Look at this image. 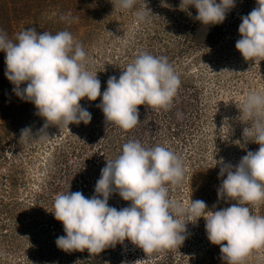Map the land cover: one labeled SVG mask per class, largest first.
Returning <instances> with one entry per match:
<instances>
[{"label": "rangeland", "instance_id": "374dc122", "mask_svg": "<svg viewBox=\"0 0 264 264\" xmlns=\"http://www.w3.org/2000/svg\"><path fill=\"white\" fill-rule=\"evenodd\" d=\"M115 2L0 0V30L13 42L27 28L69 31L86 52L87 70L97 73L101 93L109 77L118 79L141 52L167 57L181 81L172 108L138 106L140 123L132 130L106 121L99 107L102 96L85 97L80 104L91 113L90 123L70 124V130L49 126V138L40 141L35 138L45 120L33 103L14 93L5 76L6 54L0 51V264H225L220 246L207 238L204 218L187 224L180 248L149 256L127 239L99 254L65 252L55 243L66 235L52 213L56 196L68 191L95 195L106 161L122 154L129 140L146 148L163 146L182 158L184 179L180 186L169 185V197L185 206L190 199L203 200L213 211L237 203L218 198L227 175L220 176L223 164L234 169L248 151L260 147L243 138L251 121L239 119V108L250 91L264 93V60L246 61L235 47L241 17L258 6L257 0H235L223 23L208 26L196 19L194 6H181V0H139L123 11ZM140 8L148 9V23H136ZM69 13L70 23L61 19ZM25 128L35 140L21 139ZM108 203L119 210L131 202L114 192ZM247 206L264 216V203ZM245 264H264V248L254 250Z\"/></svg>", "mask_w": 264, "mask_h": 264}, {"label": "clouds", "instance_id": "9594fccd", "mask_svg": "<svg viewBox=\"0 0 264 264\" xmlns=\"http://www.w3.org/2000/svg\"><path fill=\"white\" fill-rule=\"evenodd\" d=\"M138 2L116 0L114 7L132 10ZM257 4L241 17L238 29L241 38L235 47L246 61L264 60V0H257ZM182 5L194 6L196 19L208 26L223 23L226 13L235 7V0H181ZM147 11H135L136 23L149 22ZM70 16L61 19L69 20ZM0 51L6 54L5 76L15 86L14 93L33 103L45 120L35 138L40 141L49 138V126L69 129L70 124L90 123L91 113L80 104L85 97L95 101L102 96L99 107L106 121L129 131L140 123L138 106L168 111L181 85L167 57L141 52L118 79L109 77L101 93L97 73L87 70L82 44L67 30L51 34L27 28L17 34L16 42L0 30ZM22 84H26L23 89ZM239 109V119L251 121L243 129V138L260 147L248 151L234 169L226 163L221 167L220 176L227 175L218 189V198L237 203L213 211L203 200L190 199L187 206L172 200L169 185L180 186L185 175L182 158L163 146L146 148L138 140H129L122 154L106 161L95 195L86 198L80 191H68L56 196L52 213L66 233L56 239L57 247L65 252L87 249L90 254H99L127 239L149 256L180 248L186 239L187 224L204 218L207 238L220 246L225 264H245L254 250L264 248V216L253 214L247 206L264 203V93L250 91ZM177 116L182 118L181 113ZM21 139L35 140L30 128L22 129ZM114 192L130 201V206L119 210L109 206Z\"/></svg>", "mask_w": 264, "mask_h": 264}]
</instances>
